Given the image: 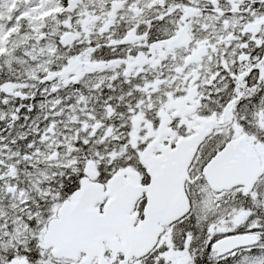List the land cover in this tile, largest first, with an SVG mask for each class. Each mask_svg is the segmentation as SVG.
<instances>
[{
	"label": "snow or ice",
	"instance_id": "1",
	"mask_svg": "<svg viewBox=\"0 0 264 264\" xmlns=\"http://www.w3.org/2000/svg\"><path fill=\"white\" fill-rule=\"evenodd\" d=\"M0 264H264V0H0Z\"/></svg>",
	"mask_w": 264,
	"mask_h": 264
}]
</instances>
